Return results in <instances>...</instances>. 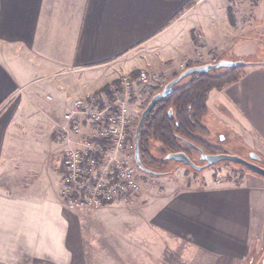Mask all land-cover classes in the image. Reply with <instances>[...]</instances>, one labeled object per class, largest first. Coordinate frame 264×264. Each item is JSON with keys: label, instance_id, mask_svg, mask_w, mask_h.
Here are the masks:
<instances>
[{"label": "crops", "instance_id": "1", "mask_svg": "<svg viewBox=\"0 0 264 264\" xmlns=\"http://www.w3.org/2000/svg\"><path fill=\"white\" fill-rule=\"evenodd\" d=\"M228 2L0 0V264H75L59 195L57 145L61 153L65 147L55 123L75 99L113 80L139 71L178 73L197 56V34L204 50L240 47L230 42ZM241 53L232 59H244ZM263 64L212 93L207 116L240 126L248 152L262 164ZM186 177L166 179L168 194L147 205L156 206L148 212L152 232L176 245L187 240L183 253L198 249L211 264H243L264 233V180L248 174L234 183L208 172ZM120 248L109 252L108 264H123L117 255L129 249Z\"/></svg>", "mask_w": 264, "mask_h": 264}, {"label": "rangeland", "instance_id": "2", "mask_svg": "<svg viewBox=\"0 0 264 264\" xmlns=\"http://www.w3.org/2000/svg\"><path fill=\"white\" fill-rule=\"evenodd\" d=\"M227 9L232 10L234 16V24L229 23L231 28L234 29V37L231 35L230 42L236 40L239 42L242 41L240 43L238 42L240 47L234 48L237 45H233V48L228 51L224 46L206 48L204 50L206 47L205 42L202 36L197 34L195 41L198 50L197 56L190 61L182 62L179 66L180 71L178 73L173 74L171 71L169 73H151L161 75L163 83L158 87L149 88V91L147 90L142 94V98H146V103L143 108L137 111L138 119L132 128L133 132L130 136L132 144V139H134L142 112L155 95L162 92L169 82L184 72L181 68L182 65H185L187 69L188 66H193V68L200 67L207 64H216L223 60L239 61L232 59L236 58L239 49L243 52L241 54L246 56L240 61L247 62L251 65H256L259 61H264V0H252L251 2L247 0H236L233 5H231V1L229 0ZM223 71L225 70L219 73L221 74ZM140 72L129 76L136 80ZM125 77L127 76L113 80L101 89L94 92L90 91L74 101L92 94L103 98L106 96L105 98L108 99L110 98V89L114 84L119 85ZM229 86L224 87L221 91L213 90L209 96L215 92L220 93ZM213 105L212 102L211 106L213 107ZM208 115L209 108L208 114L203 120V124L209 134L202 138L211 146L219 149L220 152L217 155L226 154L250 161L251 153L248 152L247 147L244 145V134H242L240 126H227L224 124L226 119L221 118L219 115L217 117L216 115H211L207 121ZM55 135L57 136V133ZM222 136L224 137L223 139H221ZM58 146L60 150L58 149L56 153L58 157L56 159L62 162V147L60 143H58ZM158 146L159 144L152 143V154L157 158L160 155L157 149ZM192 160L196 165L203 166V162L198 155L193 154ZM258 165L264 168V164L259 162ZM175 167L176 165L171 163L163 170H153L157 173H171L175 171L172 175L168 176L149 175L137 168V178L141 184L142 193L137 196L133 205H128L125 202H115L104 208L85 212H70L64 209L71 229L68 246L73 255L74 263L77 264L79 261L84 264H108L110 257H112L109 252L116 247L118 249L123 247L129 249L128 255H117L118 262L123 264H211L210 259L208 260L198 249L194 248L184 254L183 251L190 246L187 240L176 245L173 239L162 238L161 235L153 233L151 223H148V212L155 209L156 206L147 207V205L152 202L156 203L157 200L164 198L168 194V181L171 180L170 182H172L174 178L180 179L183 177V174H186L187 181L198 180L199 176H203L204 173L208 172L217 180L238 183L251 173L244 167L232 163H221L198 173L188 167H180L177 169ZM179 169L181 171L178 172ZM119 204L121 206L118 208L114 207ZM79 256L81 257V261L79 260ZM263 260L264 233L253 244L251 254L243 264H263Z\"/></svg>", "mask_w": 264, "mask_h": 264}, {"label": "built area", "instance_id": "3", "mask_svg": "<svg viewBox=\"0 0 264 264\" xmlns=\"http://www.w3.org/2000/svg\"><path fill=\"white\" fill-rule=\"evenodd\" d=\"M181 68L186 71L185 65ZM162 83L161 75L146 71L136 80L127 76L110 89V98L93 94L80 98L55 123L65 147L60 185L65 210L85 212L115 202L135 203L142 187L130 136L137 111L146 103L142 94Z\"/></svg>", "mask_w": 264, "mask_h": 264}, {"label": "trees", "instance_id": "4", "mask_svg": "<svg viewBox=\"0 0 264 264\" xmlns=\"http://www.w3.org/2000/svg\"><path fill=\"white\" fill-rule=\"evenodd\" d=\"M228 14L229 21L233 25L232 10L229 9ZM190 68L193 66H188L187 69ZM220 71L193 75L184 79L150 113L139 137L140 159L146 170L159 176H168L175 171L171 173L155 171L163 170L171 163L176 165L175 169L187 167L166 160L169 154L185 153L191 160L193 154L198 155L185 146L183 141L197 146L207 155H217L220 152L218 148L211 146L202 138L209 134L203 124L208 114V96L213 90L221 91L226 86L238 83L245 74V68L225 70L221 74ZM170 111L173 112L172 116H170ZM152 143L159 144L157 148L159 158L152 154Z\"/></svg>", "mask_w": 264, "mask_h": 264}, {"label": "water", "instance_id": "5", "mask_svg": "<svg viewBox=\"0 0 264 264\" xmlns=\"http://www.w3.org/2000/svg\"><path fill=\"white\" fill-rule=\"evenodd\" d=\"M264 65V64H263ZM252 66L251 64L243 61H220L216 64H207L200 67H194L187 69L182 74H180L176 79L169 82L163 89L162 92L155 95L145 110L141 114L140 121L138 123V127L136 129L134 139H133V145H134V153H135V162L137 168L149 175L157 176L158 174L153 173L151 171L146 170L141 162L140 154H139V137L140 133L144 127L145 121L150 115V113L157 107V105L166 97H168L172 90L181 83L184 79L193 76V75H199V74H208L215 71L220 70H230L234 68H247ZM173 112L170 111V116H172ZM183 144L187 146L189 149L196 152L199 156L202 162L205 163L204 166H198L196 165L185 153H177V154H169L166 157L167 161H174L177 163H180L184 166L190 167L196 172H203L211 167L217 166L221 163H232L239 166L244 167L246 170H248L251 174L257 175L261 177L264 180V168L258 165L260 162V158L256 154H251V160H244L237 156H230L226 154H220V155H207L204 153V151L197 146L187 142L183 141ZM264 264V260H263Z\"/></svg>", "mask_w": 264, "mask_h": 264}, {"label": "flooded vegetation", "instance_id": "6", "mask_svg": "<svg viewBox=\"0 0 264 264\" xmlns=\"http://www.w3.org/2000/svg\"><path fill=\"white\" fill-rule=\"evenodd\" d=\"M198 157L200 158V156H199V155H198ZM202 165L204 166V165H205V163L203 162V163H202Z\"/></svg>", "mask_w": 264, "mask_h": 264}]
</instances>
